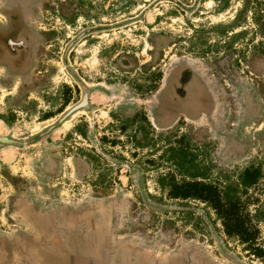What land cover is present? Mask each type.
<instances>
[{"label":"rangeland","instance_id":"rangeland-1","mask_svg":"<svg viewBox=\"0 0 264 264\" xmlns=\"http://www.w3.org/2000/svg\"><path fill=\"white\" fill-rule=\"evenodd\" d=\"M10 17L19 31L0 42L13 57L9 41H24L33 63L0 64V264L41 262L66 239L74 264H93L82 257L109 255L117 236L154 256L189 245L194 264H264L206 203L163 185L173 175L225 188L260 167L248 193L264 249V0H0V29ZM180 64L212 89L215 111L158 128V89ZM171 87L161 98L175 117L192 100L189 85L187 99ZM108 194L129 208L114 196L99 206Z\"/></svg>","mask_w":264,"mask_h":264},{"label":"trees","instance_id":"trees-1","mask_svg":"<svg viewBox=\"0 0 264 264\" xmlns=\"http://www.w3.org/2000/svg\"><path fill=\"white\" fill-rule=\"evenodd\" d=\"M182 160L174 163L179 168H186L188 158L183 152ZM263 178L260 167L245 168L239 176V181L223 188L221 184L204 180H177L170 175L164 179L167 185L168 198L189 200L197 199L206 203L214 210L220 219L224 232L230 238H237L246 245L252 255L263 258L264 249L258 243L260 228L257 213H252L250 205L259 204V197L249 194V188L254 187ZM243 188L240 189V188Z\"/></svg>","mask_w":264,"mask_h":264},{"label":"flooded vegetation","instance_id":"flooded-vegetation-1","mask_svg":"<svg viewBox=\"0 0 264 264\" xmlns=\"http://www.w3.org/2000/svg\"><path fill=\"white\" fill-rule=\"evenodd\" d=\"M21 18V17H20ZM16 19L14 17H10V22L7 26H2L0 29V35L2 38H4L5 36L8 37V34H12L13 32H18L19 29L18 25H20L18 22L21 19H18V22L15 21ZM30 33L34 34V32L30 29ZM31 41L33 42L32 38ZM9 43H13V45H17L16 48H18V53H16L15 55L11 54V51L9 50V46L7 47L6 44L4 42H0V54H2L3 56H5L6 61L7 62H3L0 61V64L2 65H6V66H10L11 68H13L14 70L17 71H25L29 68L30 63L32 62V57L29 55V53H26V49L23 48V44L24 41H19V43H17L16 41L10 40ZM32 45V43H31ZM29 51V50H28ZM6 52H9V58L7 57ZM16 61L17 63H24L27 62L28 64L26 66L28 67H23V68H19L14 66L12 63ZM12 62V63H11ZM190 74V77H186V75ZM192 75V76H191ZM187 79V80H186ZM164 84L163 86L159 87L158 89V100H157V105L155 106L156 109L152 115V117L154 118V123L158 128H168L173 126L175 123H177L180 119V114H184L187 117H189V119L191 121H198V119H194L193 117L197 114V113H201L202 118L200 120H206L209 118L211 111H215L213 110V107H211V105L209 106V97L212 98V96L214 95V93L212 92V89H210L209 85L206 83H204L202 81V79L194 72L193 69L189 68V67H185V65H177L169 74V76L164 79ZM172 85L171 89H170V93H171V97L175 100V99H184L186 98V96L182 95L180 92L182 90L183 86H187L189 85V91L191 94V100H192V104L191 107H183L180 108V110L178 112H176V116L174 117V114H172V112L170 111L169 107L164 104V101L166 99H162L161 97L163 96L164 92L166 91V89H168V87ZM202 92V94L209 96L208 102L204 103V105L201 104V100H200V93ZM168 97V96H167ZM199 97V98H198ZM170 99V97H168ZM187 99V98H186ZM200 102H197V101ZM201 105L200 107H198L197 105ZM167 115V117H166ZM174 117V119L172 120V118ZM167 124V125H166ZM161 125H166V126H161ZM107 196H109L106 199H110L111 197L114 196V199H119V196L114 195V194H108ZM123 197H121L119 199V201L122 200ZM100 206V204H98ZM97 205V206H98ZM110 204H108L109 206ZM96 206V207H97Z\"/></svg>","mask_w":264,"mask_h":264},{"label":"crops","instance_id":"crops-1","mask_svg":"<svg viewBox=\"0 0 264 264\" xmlns=\"http://www.w3.org/2000/svg\"><path fill=\"white\" fill-rule=\"evenodd\" d=\"M199 97H200L202 105H204V103H207L208 99L210 101L209 106L213 105V100L209 96H206L202 94L201 92ZM197 102H200V101L198 100ZM200 106L201 105L198 104V107ZM166 125H161V126H166ZM123 199H124V207L128 209L129 208L128 200L125 198ZM109 200L110 199H107L104 203H101L100 205L108 206L109 203L107 202ZM115 239L117 240L116 249L109 255L105 254L103 251H97L96 250L98 248L97 247L94 249L93 254H90V252H87V255L82 257V259L84 260L92 259L94 260L93 264H138L135 262V260H138V259L141 260L144 257H146V258H149L155 264H174L175 261H178V264H181V262L182 264H194L193 261L196 258L195 253L193 254V252H190V250H188L189 248H191L189 245H183L182 248L185 249L186 251V253L184 254L176 251L177 250V246H176L175 249L168 252V254L157 253L156 256H154L144 250L145 243L143 239L141 240L136 237L134 238V237H127V236L126 237L117 236V238L115 237ZM123 243H125V246H123ZM133 243H138V245L142 247L138 249L134 247ZM77 247L78 246H72L70 248L69 242L66 239L64 244L63 243L54 244L53 248H50V250L52 251L43 252L42 255L45 256L43 261L40 262L36 260V262L33 264H74L72 260L74 258H77L78 255L76 254L71 255V250H74ZM189 256H192V257H189Z\"/></svg>","mask_w":264,"mask_h":264}]
</instances>
